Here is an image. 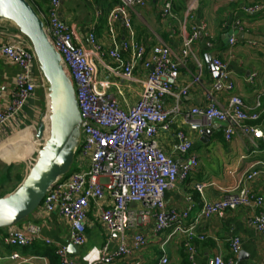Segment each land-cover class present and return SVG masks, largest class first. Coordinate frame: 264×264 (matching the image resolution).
<instances>
[{"label":"built area","instance_id":"built-area-1","mask_svg":"<svg viewBox=\"0 0 264 264\" xmlns=\"http://www.w3.org/2000/svg\"><path fill=\"white\" fill-rule=\"evenodd\" d=\"M45 1L48 5L46 12L36 9L44 21L49 41L61 54L64 72L74 83L82 123L73 170L68 175L60 176L47 189L36 211L42 214L57 212L69 225L70 242L82 246L87 240L88 214L94 205L98 209L100 221L110 233L119 234L121 242L114 251H110L106 244L92 264H112L146 246L148 240L141 232L134 234L131 245L125 241L126 232L135 229L139 218L144 215L154 216L157 232L172 229V234L184 233L191 258L195 251L192 240L205 238L197 232L200 222L227 210L238 207L257 209L250 218V224L264 238V195L254 192L247 185V182L261 175V170L254 165L244 174L243 182L225 190L223 197L213 201L204 199L195 217H190L191 207L181 210L166 207V192L177 182L192 175L199 167V159L193 152V142L184 130L177 132L176 150L184 157L181 163L163 151L155 140L160 131L170 130L172 113L180 111L179 106L167 109L164 103L166 96L175 94L180 61L173 58L166 45H154L147 52L135 39L129 7L144 6L147 0H121L108 16L111 35L116 34L114 23L119 19L130 33L120 47L109 51V55L118 63L109 69L128 80L134 79V68L139 63L146 72L142 94L129 109L122 108L113 94L104 89L108 86L107 81L100 82L101 89L96 87L92 58L102 55V52L95 33L89 34V48L76 44L71 27L61 12L65 0ZM172 6L173 0H163V14H171ZM193 8V4H189L187 13ZM244 10L249 15L264 12V2L247 5ZM198 37V30L193 26L181 53L183 58H194L201 66L192 50ZM236 41L237 37L232 35L230 44ZM123 52L131 54L129 61L123 58ZM0 57L19 68L12 92L7 102L0 106V130H7L9 124L16 129L22 123L21 114L35 98L42 83L37 68L40 74L42 72L31 42L20 31L0 34ZM213 65L219 69V76L212 87L206 90L207 104L191 107L186 114V123L191 130L201 131L206 125L220 122L225 124L227 140L242 134L264 142V124L251 125L246 122L258 119L259 112H251L243 97L235 93L236 85L227 63L214 58ZM199 81L200 73L193 78V83ZM186 93L187 87L181 89L178 95ZM222 93H228L226 105L219 100ZM257 105H260L259 101ZM205 186L196 183L195 189L204 196ZM107 195L111 198L108 204L105 203ZM136 204L141 206L140 209L133 207ZM5 229L2 238L9 246H28L41 236L40 227L30 222L22 225L18 223ZM46 241L51 242L50 239ZM230 247L235 257L242 248L241 238L233 236ZM57 254L60 264H75L68 245L58 246ZM10 257L20 263L29 260L19 252H13ZM153 264H169V258L163 255ZM208 264L226 262L222 255L217 254L209 258Z\"/></svg>","mask_w":264,"mask_h":264},{"label":"crops","instance_id":"crops-1","mask_svg":"<svg viewBox=\"0 0 264 264\" xmlns=\"http://www.w3.org/2000/svg\"><path fill=\"white\" fill-rule=\"evenodd\" d=\"M31 1L34 7L43 12L47 11L48 5L45 0ZM258 2H264V0H237L236 2L173 0L169 15L163 14V0H147L144 6L129 7L134 37L146 51L148 52L154 45L163 44L170 48L173 58L180 61L178 79L174 87L175 94L166 96L164 100L167 109L179 106L180 111L172 113L170 130L160 131L155 140L163 151L172 155L179 163L184 157L176 150L177 132L184 130L193 142V152L199 159L198 169L187 179L177 182L165 194L167 208L181 210L191 207V218L198 214L204 199L209 201L219 199L225 195V190L242 183L244 174L252 165L261 170V175L247 182V185L254 192L264 195L263 141L252 140L242 134H236L227 140L225 124L220 122L206 125L201 131L191 130L186 123V114L191 107H203L207 104L206 90L212 87L218 77L213 59L219 58L228 65L236 85L235 93L243 97L251 112H259L258 119L246 122L251 125L264 124V43L238 36L240 32L264 36V12L249 15L244 10L245 6ZM120 3L121 0H65L61 12L71 27L76 44L89 48V34L95 33L102 52V55L92 58L96 87L101 89L100 82L107 81L108 86L104 89L113 94L122 108L129 109L142 94L146 72L139 63L134 68V79L128 80L109 69L118 65L109 55V51L120 47L121 43L130 36L120 19L114 23L116 34L111 35L109 31L108 16ZM191 3L194 8L187 13V7ZM193 26H196L199 37L194 42L192 50L201 66L194 58H183L181 53L184 41ZM13 32H19V30L12 22L0 21V34ZM232 32L237 37L233 45L230 44L231 37H229ZM123 58L129 61L131 54L123 52ZM18 71L17 66L0 57V106L7 102ZM37 72L42 83L37 89L35 98L29 102L24 113L21 114L22 123L19 127L11 128L9 124L7 130H0V148L11 141H16L14 138L16 136L23 135V139L22 137L20 139L25 140L28 131L36 135L35 123L29 124L31 126L27 125L29 121H33L35 107L46 110L45 114L49 113L50 98L47 80L42 73L40 74L38 68ZM198 73H200V81L193 83V78ZM185 87H187V93L178 95V92ZM227 96L228 93L220 94L221 104L226 105ZM204 129H210L211 134L210 137L205 136L203 139ZM18 142L22 144L24 141ZM26 146L29 150L24 151V155L33 153V158L39 149L35 150L34 147ZM9 153H13V150ZM30 160L29 162H32ZM196 183L206 185L204 196L195 189ZM106 190L109 192L108 187ZM110 200V196L107 195L105 203L108 204ZM133 207L140 209L141 206L136 204ZM257 211L249 207H238L202 220L197 227V232L203 234L205 238L192 240L195 247L193 258L187 250V238L184 233L172 234V229L157 232L154 216H141L136 228L126 232L125 241L131 245L134 234L141 232L148 240L146 246L115 260L112 264H153L163 255H167L169 264H208L209 258L217 254L222 255L226 264H264V238L250 224V218ZM88 217L89 225L85 244L77 246L72 243L76 247L69 249L75 264H92L106 244L110 251H114L121 242V236L110 233L100 221L98 209L94 205ZM27 222L40 227L41 236L28 246L13 247L3 241L2 235L6 229L0 230V264H60L57 254L58 246L68 245L69 248L71 243L67 222L57 212L42 214L39 211H35L19 224ZM233 236H239L242 242V248L235 257L230 247V239ZM46 239H50L51 242L48 243ZM13 252H19L21 256L29 260L20 263L19 260L11 259Z\"/></svg>","mask_w":264,"mask_h":264},{"label":"water","instance_id":"water-1","mask_svg":"<svg viewBox=\"0 0 264 264\" xmlns=\"http://www.w3.org/2000/svg\"><path fill=\"white\" fill-rule=\"evenodd\" d=\"M2 20L12 22L31 42L40 70L47 80L50 98V128L37 157L19 186L0 199V228H7L33 214L47 189L70 171L80 141L82 117L74 83L64 72L61 54L49 41L44 21L34 5L29 0H0ZM232 35L233 32L229 37ZM238 36L264 43L261 35L240 32ZM216 70L219 76V69ZM45 128V121H41L39 135ZM203 131V139L210 137V129ZM75 247L69 244L70 250Z\"/></svg>","mask_w":264,"mask_h":264},{"label":"rangeland","instance_id":"rangeland-1","mask_svg":"<svg viewBox=\"0 0 264 264\" xmlns=\"http://www.w3.org/2000/svg\"><path fill=\"white\" fill-rule=\"evenodd\" d=\"M35 108H36L34 112L35 115L32 118L33 121L32 122L29 121L30 123H27V125L29 124L32 125L33 123H35L36 127L39 130L40 123L41 121H44V117L46 116L45 114L46 110H43V108L40 109L38 108V106ZM25 136H26L25 140L20 139L21 137L23 139V135L16 136L14 137L16 141H11V142L9 141L10 143L0 148V173L3 172V169H5L7 165L15 164V167L12 170L10 176L7 179L0 181V199L5 197L9 193H11L13 188L16 185H18L19 180H20L19 176L25 177L28 174V172L30 171V168L32 167V164H33L32 162H34L33 158L37 157L36 156L37 153L34 154L33 158H32L33 153H31L28 156L24 155L23 152L26 150H29V148H27V146L25 147V145H29V147H34L35 150H38L41 148L38 141L36 140V135L34 132L28 131V134H26ZM18 141H24V142L20 144ZM15 142L18 143L16 146L14 145L16 144ZM10 150H13V153H9ZM31 158L32 160H30ZM29 160L32 162H29ZM72 170H73V167H71L70 171L66 175H68ZM13 247H16V246H13Z\"/></svg>","mask_w":264,"mask_h":264},{"label":"trees","instance_id":"trees-1","mask_svg":"<svg viewBox=\"0 0 264 264\" xmlns=\"http://www.w3.org/2000/svg\"><path fill=\"white\" fill-rule=\"evenodd\" d=\"M30 1H31V0H30ZM31 3H32V1H31ZM35 8H36V7H35ZM14 167H15V164L7 165V166L5 167V169H3V172L0 173V181H2V180H4V179H7V178L10 176V174H11L12 170L14 169ZM19 178H20V180H19L18 185H16V186L13 188L12 191H14V190L19 186V184L21 183V181L23 180L24 177H20V176H19ZM12 191H11V192H12ZM2 229H3V228H0V230H2Z\"/></svg>","mask_w":264,"mask_h":264},{"label":"bare ground","instance_id":"bare-ground-1","mask_svg":"<svg viewBox=\"0 0 264 264\" xmlns=\"http://www.w3.org/2000/svg\"><path fill=\"white\" fill-rule=\"evenodd\" d=\"M44 121L46 124V128H45L44 132L42 133V135H39L38 128L36 127V139L38 140L40 146L42 145L43 140L45 139V137L47 136V134L49 132V128H50L49 113H47L46 116L44 117Z\"/></svg>","mask_w":264,"mask_h":264}]
</instances>
